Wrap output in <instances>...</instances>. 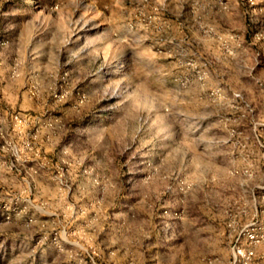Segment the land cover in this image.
<instances>
[{
    "label": "rangeland",
    "instance_id": "obj_1",
    "mask_svg": "<svg viewBox=\"0 0 264 264\" xmlns=\"http://www.w3.org/2000/svg\"><path fill=\"white\" fill-rule=\"evenodd\" d=\"M0 264H264V0H0Z\"/></svg>",
    "mask_w": 264,
    "mask_h": 264
}]
</instances>
